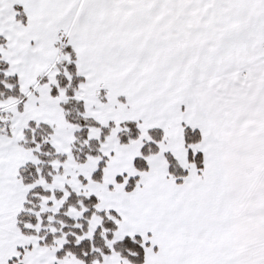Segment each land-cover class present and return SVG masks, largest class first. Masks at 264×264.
I'll list each match as a JSON object with an SVG mask.
<instances>
[{
  "label": "snow or ice",
  "instance_id": "obj_1",
  "mask_svg": "<svg viewBox=\"0 0 264 264\" xmlns=\"http://www.w3.org/2000/svg\"><path fill=\"white\" fill-rule=\"evenodd\" d=\"M0 264H264V0H0Z\"/></svg>",
  "mask_w": 264,
  "mask_h": 264
}]
</instances>
